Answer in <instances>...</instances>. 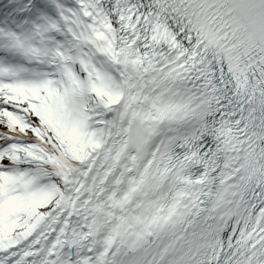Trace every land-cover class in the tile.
Instances as JSON below:
<instances>
[{
  "label": "snow or ice",
  "instance_id": "obj_1",
  "mask_svg": "<svg viewBox=\"0 0 264 264\" xmlns=\"http://www.w3.org/2000/svg\"><path fill=\"white\" fill-rule=\"evenodd\" d=\"M0 264H264V0H0Z\"/></svg>",
  "mask_w": 264,
  "mask_h": 264
}]
</instances>
